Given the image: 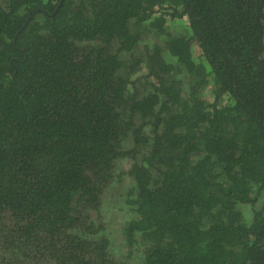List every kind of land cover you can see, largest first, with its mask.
<instances>
[{
  "label": "trees",
  "instance_id": "trees-1",
  "mask_svg": "<svg viewBox=\"0 0 264 264\" xmlns=\"http://www.w3.org/2000/svg\"><path fill=\"white\" fill-rule=\"evenodd\" d=\"M59 1L0 0V264H264V0Z\"/></svg>",
  "mask_w": 264,
  "mask_h": 264
},
{
  "label": "rangeland",
  "instance_id": "rangeland-1",
  "mask_svg": "<svg viewBox=\"0 0 264 264\" xmlns=\"http://www.w3.org/2000/svg\"><path fill=\"white\" fill-rule=\"evenodd\" d=\"M180 26L184 25L185 22L183 20L179 21L178 19H170L168 18V25L170 26ZM171 27V26H170ZM149 42V37H144L142 40V44L146 45ZM122 163V162H120ZM122 167H120L121 169ZM130 181L129 179H124L122 182L117 183L113 189L111 190L110 194H106L102 200V207H101V214L100 217L103 219V223L107 228L106 232L112 235L113 242L116 244V240H119L117 245L116 255L118 257L123 258L128 263L133 262L136 258L131 255L130 249H121L119 247L120 243L122 246V242H120V230L123 228L124 219L125 217L128 218L125 212V209L128 208L126 204L124 205L123 196L129 191L130 189ZM255 208L250 206L240 207V211L243 212L244 216H247L253 211Z\"/></svg>",
  "mask_w": 264,
  "mask_h": 264
},
{
  "label": "water",
  "instance_id": "water-1",
  "mask_svg": "<svg viewBox=\"0 0 264 264\" xmlns=\"http://www.w3.org/2000/svg\"><path fill=\"white\" fill-rule=\"evenodd\" d=\"M62 1H63V0H60V1H59V3L57 4V7L55 8V10H54V12H53V14H55V13L58 11V9L60 8V6H61V4H62Z\"/></svg>",
  "mask_w": 264,
  "mask_h": 264
}]
</instances>
